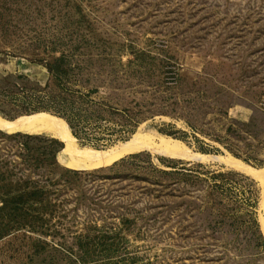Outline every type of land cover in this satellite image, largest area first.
Masks as SVG:
<instances>
[{
	"label": "rangeland",
	"instance_id": "obj_1",
	"mask_svg": "<svg viewBox=\"0 0 264 264\" xmlns=\"http://www.w3.org/2000/svg\"><path fill=\"white\" fill-rule=\"evenodd\" d=\"M0 264H264V0H0Z\"/></svg>",
	"mask_w": 264,
	"mask_h": 264
},
{
	"label": "trees",
	"instance_id": "obj_2",
	"mask_svg": "<svg viewBox=\"0 0 264 264\" xmlns=\"http://www.w3.org/2000/svg\"><path fill=\"white\" fill-rule=\"evenodd\" d=\"M26 108H27V110L28 111H24V112H32V110L33 111H35V109L33 108V109H31V107H29V106H27V107H25V110H26ZM74 134V133H73ZM27 144H28V141L27 140H24V143H23V146H27ZM130 156H132V155H130Z\"/></svg>",
	"mask_w": 264,
	"mask_h": 264
}]
</instances>
